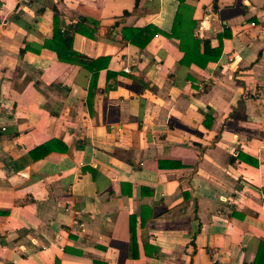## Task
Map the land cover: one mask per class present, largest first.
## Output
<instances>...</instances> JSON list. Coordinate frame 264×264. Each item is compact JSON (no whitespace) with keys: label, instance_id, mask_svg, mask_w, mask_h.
<instances>
[{"label":"crops","instance_id":"1","mask_svg":"<svg viewBox=\"0 0 264 264\" xmlns=\"http://www.w3.org/2000/svg\"><path fill=\"white\" fill-rule=\"evenodd\" d=\"M0 264H264V0H0Z\"/></svg>","mask_w":264,"mask_h":264},{"label":"trees","instance_id":"2","mask_svg":"<svg viewBox=\"0 0 264 264\" xmlns=\"http://www.w3.org/2000/svg\"><path fill=\"white\" fill-rule=\"evenodd\" d=\"M179 24H181V23L178 20L176 22V28L174 27L173 34H171V35L181 40L180 47L185 52L184 62H186L187 64H192V63L198 64L200 58H202V59L205 60V63H206L207 61H209L210 58L218 59L221 56V54H222V40H223V38L225 36H228V34H226V32L224 34L220 35V40H221L220 47L218 49H215V50L214 49L213 50H211V49L208 50L210 52L209 55L211 56V57H209V56H207V51L204 52L203 54H200L196 50L197 49L196 48V45L198 46L199 43H203V45H207V43H208L207 41H199L198 39H192L191 37H188L190 39L189 40V43L191 44L189 46L190 47H194V50H186L184 48V46H183L184 37L181 36V35H178V33H177V26ZM148 31L151 33V35L148 38V40H150L153 36H155V34L158 33V31L155 30V29H153V27H146L144 29L135 31V33H136V36H139L141 34H144L145 32H148ZM58 36L61 38L60 43L58 44V46L52 45L51 48L54 51L57 52L60 60L65 61V62H67L69 60V58H67V56L65 57L63 55L62 50H64L65 52L66 51H69V52H71V54L76 55V57H77L78 60L77 61H73V62H77V63H80L82 65H84L85 63H88V62L89 63H93V61H90V59H88L87 57H85L83 55H79V54L75 53L72 50V38L71 37H65L64 34L60 30H58ZM148 40H147V42H148ZM141 46L144 47V44L141 45ZM205 65H203V68L205 67ZM95 77L96 76L94 75V79H95ZM210 120H211V118L210 117H207V119L205 121L206 127H208V128L211 126L210 123L208 122ZM135 233H136L135 232V219L132 216L131 217V234H132V239L133 240L135 238Z\"/></svg>","mask_w":264,"mask_h":264},{"label":"built area","instance_id":"3","mask_svg":"<svg viewBox=\"0 0 264 264\" xmlns=\"http://www.w3.org/2000/svg\"><path fill=\"white\" fill-rule=\"evenodd\" d=\"M32 0H20L21 3H24V4H29L31 3ZM252 26H255L254 23H252Z\"/></svg>","mask_w":264,"mask_h":264}]
</instances>
